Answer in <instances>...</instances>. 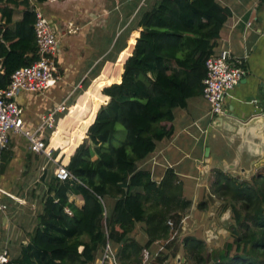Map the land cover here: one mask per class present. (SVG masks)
Segmentation results:
<instances>
[{
    "label": "trees",
    "instance_id": "obj_1",
    "mask_svg": "<svg viewBox=\"0 0 264 264\" xmlns=\"http://www.w3.org/2000/svg\"><path fill=\"white\" fill-rule=\"evenodd\" d=\"M17 9L22 16L13 21ZM230 15L229 7L218 0H155L149 8L138 9L124 29V48L135 30L131 53L102 88L108 101L104 103L102 94L103 101L83 129L86 137L67 151L69 157L74 150L66 164L72 177L51 176L28 242L12 263L92 264L108 240L118 247L120 264H142V249L167 239L168 252L155 257L157 264L175 257L180 247L194 264H264V168L248 179L214 170L208 198L219 201L217 215L230 210L231 223L225 241L208 250L203 237L185 235L179 241L190 201L167 197L160 205L145 206L149 194L166 193L171 172L156 184L148 170L138 167L157 141L174 136L173 110L201 94L205 60ZM35 17L29 0H0V88L15 69L38 58ZM171 191L173 196L177 189ZM168 219L177 231L173 236ZM138 221L146 224L144 244L129 237Z\"/></svg>",
    "mask_w": 264,
    "mask_h": 264
},
{
    "label": "crops",
    "instance_id": "obj_2",
    "mask_svg": "<svg viewBox=\"0 0 264 264\" xmlns=\"http://www.w3.org/2000/svg\"><path fill=\"white\" fill-rule=\"evenodd\" d=\"M218 1L229 7L231 15L219 32L213 52L227 48L242 59L245 68L238 84L225 93L226 113L246 120L264 112V92L257 93L264 88V0ZM154 2L46 0L35 3L48 17L51 25L61 33L56 57L61 71L60 79L43 94L19 93L16 96L15 100L22 108L24 129L32 130L40 115L61 101H65L67 109L56 120V126L46 131V146L53 150L51 158L32 152L28 140L20 134L12 135L8 148L1 155L0 205L4 208L0 209V251L7 247L11 258L28 242L29 234L35 226V217L41 209L48 181L54 175H48V168H51V164L55 165V161L68 163L77 147L76 143L86 137V132L83 137V129L89 125L92 112L103 101L102 88L112 81L114 70L131 53L136 34L135 30L131 32L124 48L121 36L129 23L127 20L124 24V13L132 15L139 8H149ZM21 16L22 10L17 9L12 20L17 21ZM115 45L119 48L117 52L114 51ZM75 92L78 96L73 100ZM103 96L106 103L108 97ZM173 114L174 136L157 141L155 149L138 161V167L148 170L156 184L163 183L167 172H171L165 182L166 193L149 194L145 206L149 208L160 205L167 197H171L173 202L178 198L180 201H190V207L182 215L181 232L178 235L203 237L208 250H211L229 235L221 232L229 219L223 221L216 214L218 200L208 198L214 170L220 169L231 176L244 178L240 169L249 166L247 154H251L255 145H260L262 149L264 145L256 139L254 129L250 130L248 144L242 147L230 132L214 126L212 123L216 115L210 113L209 104L202 94L188 98L185 106L175 108ZM57 125L59 131L54 133ZM73 148L68 157L67 151ZM237 155L238 166L233 173L225 168L235 161ZM262 168L264 164L259 167L252 164L249 176ZM22 169L30 170L29 175L20 177ZM172 189L177 191L170 196ZM70 197L78 205L83 204V200L78 197ZM198 204H202V207H198ZM210 228L214 229L211 237L207 235ZM129 237L144 244L148 239L145 222H136ZM167 241L158 239L147 247L150 255L148 264H157L153 261L155 257L159 253L168 252L165 247ZM177 254L184 255L182 247ZM97 255L92 264H97ZM161 264H178V261L170 257Z\"/></svg>",
    "mask_w": 264,
    "mask_h": 264
},
{
    "label": "built area",
    "instance_id": "obj_3",
    "mask_svg": "<svg viewBox=\"0 0 264 264\" xmlns=\"http://www.w3.org/2000/svg\"><path fill=\"white\" fill-rule=\"evenodd\" d=\"M35 12L33 24L37 44L38 58L29 65L15 69L4 88H0V164L1 155L8 148L13 134L23 135L32 152L51 158V150L46 146V131L56 126V120L67 109L65 101L57 103L48 111L42 113L36 126L32 130L24 129L22 108L15 98L19 93L43 94L60 79L56 57L59 52L60 31L55 29L48 17L39 10L35 0H29ZM205 75L202 79V96L209 104L210 113L225 114L227 111L225 93L238 84L245 73L242 59L235 56L227 48L213 52L205 60ZM54 176L59 180L72 177L66 164L55 161ZM4 206L0 205V209ZM171 236L175 234L172 219L167 221ZM143 263L147 264L150 255L147 248L142 249ZM119 264L112 243L106 241L103 246L99 264ZM0 264L12 263L7 247L0 251Z\"/></svg>",
    "mask_w": 264,
    "mask_h": 264
},
{
    "label": "water",
    "instance_id": "obj_4",
    "mask_svg": "<svg viewBox=\"0 0 264 264\" xmlns=\"http://www.w3.org/2000/svg\"><path fill=\"white\" fill-rule=\"evenodd\" d=\"M260 91L264 92V88L258 90L257 93H260ZM212 124L216 127L226 130L227 132H230L234 137L239 140V142L242 144V147H244L245 143L248 144V136L250 134V130L254 129L253 134L256 136V139L262 141V144L264 145V112L260 115H254L246 120L237 119L232 115L229 116L227 113L216 114ZM206 151L208 152V148ZM247 155L249 156L248 159L250 160V162L248 168L243 167L240 169L244 175V178L241 179H248L253 175L252 174L249 176L252 164H254L255 167H259L264 164V148L262 149L260 145H255L253 150L251 151V154ZM238 158L239 157L237 155L235 161H233V163H229L228 167L225 169H230L233 173H235L238 166ZM216 204H219V201ZM220 218L223 221L229 219V221L226 222L225 229L222 228L221 231L224 233V235L229 234L227 227L231 223L230 210L228 209L224 213H222L220 215ZM207 231V235H210L211 237L214 232V229L210 228ZM217 233H219V230L217 231ZM210 237L207 236V239H210ZM175 257L177 261H179L180 255L177 254Z\"/></svg>",
    "mask_w": 264,
    "mask_h": 264
},
{
    "label": "rangeland",
    "instance_id": "obj_5",
    "mask_svg": "<svg viewBox=\"0 0 264 264\" xmlns=\"http://www.w3.org/2000/svg\"><path fill=\"white\" fill-rule=\"evenodd\" d=\"M135 1H138V0H135ZM135 15V13L134 14H132V15H130L129 17H126L125 16V13H124V20L126 19V20H131V18H133V16ZM116 16H119V15H116ZM124 31H123V34H122V36H121V38L124 40ZM127 49V48H126ZM126 49L124 50V51H126ZM118 60H116L114 63H116ZM60 71L61 70H59V73H60ZM79 90V88L77 89V91ZM76 91V92H77ZM74 93L73 94V100H75L76 99V97L78 96V94L77 93ZM71 103H68V105H70ZM117 128H118V135H117V137H118V140H122L123 139V129L118 125L117 126ZM118 144V142H116V145ZM52 151V155H53V150H51ZM61 160H62V158H61ZM51 166V168H48L49 169V173H48V175L50 176V175H52L53 174V171H54V168H55V165H50ZM30 172V170H23L22 169V171H21V175H20V177H24V176H27V174ZM29 175V174H28ZM27 194H29V192L27 191ZM184 237V235L183 236H178V238H179V241L181 242V240H182V238ZM119 246V245H118ZM117 246H115L114 247V249H115V252L117 251V248H116ZM98 262H97V264H99V261H100V257L102 256V252H100V253H98ZM141 256H142V254H141ZM142 259H143V257H142ZM175 259H176V257H175ZM116 260H117V262L119 263V261H118V258H117V256H116ZM149 261V260H148ZM142 264H144L143 263V261H142ZM147 264H148V262H147ZM152 264H153V262H152ZM178 264H194L191 260H188V259H186V257L184 256V255H180V259H179V261H178Z\"/></svg>",
    "mask_w": 264,
    "mask_h": 264
},
{
    "label": "bare ground",
    "instance_id": "obj_6",
    "mask_svg": "<svg viewBox=\"0 0 264 264\" xmlns=\"http://www.w3.org/2000/svg\"><path fill=\"white\" fill-rule=\"evenodd\" d=\"M58 131H59V127L57 125L56 129L54 130V133H58Z\"/></svg>",
    "mask_w": 264,
    "mask_h": 264
}]
</instances>
